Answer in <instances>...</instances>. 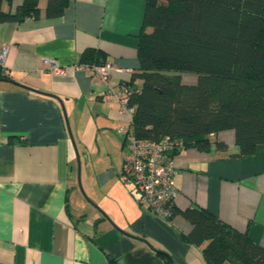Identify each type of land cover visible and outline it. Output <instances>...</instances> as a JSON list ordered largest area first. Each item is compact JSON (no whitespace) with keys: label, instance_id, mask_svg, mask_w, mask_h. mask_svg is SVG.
<instances>
[{"label":"crops","instance_id":"obj_1","mask_svg":"<svg viewBox=\"0 0 264 264\" xmlns=\"http://www.w3.org/2000/svg\"><path fill=\"white\" fill-rule=\"evenodd\" d=\"M47 1L39 2V19L0 23V55L7 48L0 65L7 76L0 79V264H207L206 243L185 240L192 225L181 212L194 207L264 247V144L240 157L233 131L212 134L208 152L191 140L177 155L171 221L141 207L136 188L121 182L125 135L122 160L108 154L100 170L88 169L83 193L72 139L86 142L110 127L122 135L132 124L118 104L102 102L107 84L78 65L84 52L98 50L114 67V88H141L134 77L147 0H69L54 18L44 16ZM44 59L66 74H53ZM196 81L183 75L187 84Z\"/></svg>","mask_w":264,"mask_h":264},{"label":"trees","instance_id":"obj_2","mask_svg":"<svg viewBox=\"0 0 264 264\" xmlns=\"http://www.w3.org/2000/svg\"><path fill=\"white\" fill-rule=\"evenodd\" d=\"M16 2L0 0V23L43 16L40 0ZM68 6L69 0H48L44 16L59 17ZM138 57L134 80L142 86L128 85L135 108L128 132L140 139L195 140L208 152L212 134L233 131L240 157L264 144V0H147ZM104 59L91 49L80 64L103 65ZM184 74L196 75V83L183 82ZM6 77L0 69V79ZM181 215L192 225L185 240L206 243L207 264H264V247L247 232L206 209Z\"/></svg>","mask_w":264,"mask_h":264},{"label":"built area","instance_id":"obj_3","mask_svg":"<svg viewBox=\"0 0 264 264\" xmlns=\"http://www.w3.org/2000/svg\"><path fill=\"white\" fill-rule=\"evenodd\" d=\"M7 48L0 55V65L4 64ZM51 72L65 75L66 68L53 59H44ZM107 84L101 100L106 105L118 104L120 112L131 120L135 108L130 106L132 90L128 85L114 88L110 84L114 67L111 63L103 65H83ZM120 132H123L120 130ZM124 166L120 173L121 182L127 187H135L139 193L138 203L162 220L171 221L175 217L178 190L174 183L175 160L188 144L185 139L166 136L160 140L140 139L128 130L124 133Z\"/></svg>","mask_w":264,"mask_h":264},{"label":"rangeland","instance_id":"obj_4","mask_svg":"<svg viewBox=\"0 0 264 264\" xmlns=\"http://www.w3.org/2000/svg\"><path fill=\"white\" fill-rule=\"evenodd\" d=\"M86 128L87 125L82 123L78 129V134L84 136ZM119 130L121 129L110 127V129L102 130L96 135H90V139L86 142L82 141L79 137V141L76 139L75 142L73 139V155H75L76 159V175L74 176H76V181L82 191L83 186L86 187L87 184L88 169H92L93 172L95 168L100 170V167L106 165L108 160H110L107 158L108 154H112L114 158L122 160L123 151L121 150V143L124 134H118ZM116 143L119 144V151L115 149Z\"/></svg>","mask_w":264,"mask_h":264},{"label":"water","instance_id":"obj_5","mask_svg":"<svg viewBox=\"0 0 264 264\" xmlns=\"http://www.w3.org/2000/svg\"><path fill=\"white\" fill-rule=\"evenodd\" d=\"M73 140V139H72ZM73 142H74V140H73Z\"/></svg>","mask_w":264,"mask_h":264}]
</instances>
